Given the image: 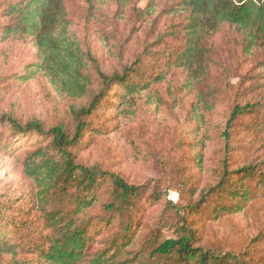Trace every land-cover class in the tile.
<instances>
[{"label": "rangeland", "instance_id": "1", "mask_svg": "<svg viewBox=\"0 0 264 264\" xmlns=\"http://www.w3.org/2000/svg\"><path fill=\"white\" fill-rule=\"evenodd\" d=\"M12 1L0 0V116L8 115L21 127L35 121L45 130L62 125L71 134L72 112L86 106L89 97L58 93L43 73L35 71L38 54L30 38L4 36L12 22L2 10ZM149 1L131 0L124 16L111 0L65 2L92 93L100 87L97 70L110 75L131 67L137 77L148 75L150 81L165 76L148 90L127 97L124 104H119L121 86H111L100 107L84 119L83 141L72 152L75 162L104 175L96 204L84 219L107 218L103 207L111 198L113 174L140 190L131 219H123L132 224L135 236L127 249L130 258L141 264H174L168 259L150 261L147 255L154 241L175 239V228L184 221L196 235L195 246L203 251L234 256L235 264H264V83L255 67L261 55L245 58L240 37L229 27L211 37L212 65L205 85L215 98H207L213 110L206 111L198 97L202 85L189 84L186 73L172 65L182 42L170 36L176 20L160 13L169 2L158 0L150 18L132 14V7L142 10ZM236 105L247 106L249 113L235 120L224 142L221 132ZM46 143L31 133L17 135L0 128V206L14 208L11 215L15 211L20 219H26L22 212L33 208L26 156ZM223 163L231 172V189L246 190L248 199L241 212L218 216V206L234 203L227 193L214 191ZM246 167L254 169L252 176L242 184L233 181L236 171ZM204 194L205 203L198 204ZM121 220L109 232L103 233L101 227L94 249L106 238L121 235ZM42 230L41 225L32 226L24 250L13 257L0 256V264H43L35 249L44 243Z\"/></svg>", "mask_w": 264, "mask_h": 264}, {"label": "trees", "instance_id": "2", "mask_svg": "<svg viewBox=\"0 0 264 264\" xmlns=\"http://www.w3.org/2000/svg\"><path fill=\"white\" fill-rule=\"evenodd\" d=\"M89 2L91 0H88ZM124 16L128 12L131 0H111ZM169 3L161 10L176 20L170 36L178 37L182 48L173 60V66L186 73L191 85H202L200 102L204 110H213V103L207 98L214 91L206 86L211 71L212 52L208 43L223 27L231 28L241 39V53L245 58L261 55L255 67L260 72L259 79L264 83V0H167ZM66 0H14L8 3L2 15L11 20L4 30V36H26L37 49L38 61L33 65L35 71L43 73L53 88L70 97H89L86 106L72 112L74 129L70 134L62 125L45 130L40 122H29L21 127L8 115L0 116V128L6 127L17 135L32 134L47 142L44 148L38 147L26 156L25 173L32 182L31 206L20 214L11 215L12 209L0 206V256H15L24 250L28 242V231L32 226L41 225L45 232L44 243L37 258L43 264H141L136 257H129L127 250L133 246L135 238L132 224H124L135 212L140 190L128 185L120 177L109 174L111 198L104 205L107 218L84 219L85 214L96 204V192L100 179L104 177L94 167H84L75 162L73 150L81 145L86 131L84 119L100 107L102 97L111 86H121L124 91L122 102L127 97L148 90L161 82L165 76L148 75L137 77L136 70L124 68L120 74L106 75L99 70L96 76L100 87L91 92L90 80L85 75L86 63L83 60L79 43L70 32V24L65 8ZM158 0H151L144 9L131 8L132 14L142 19L155 15ZM94 63V62H92ZM137 78L138 82H134ZM150 81V82H149ZM214 102V100H213ZM247 106H234L229 113L221 135L229 134L235 120L249 111ZM252 168L236 171L233 181L242 184L251 177ZM231 172L222 164V177L214 191L227 193L234 203L230 206H218L216 215L237 214L242 211L248 196L247 191L232 188L228 183ZM233 176V175H232ZM227 186L228 191L224 190ZM213 191V190H211ZM204 194L198 204L205 203ZM197 208L193 206V210ZM33 210V212H32ZM121 235L102 241V247L93 248L94 237L101 227L103 233L116 223ZM95 219H99L93 222ZM175 228V239L153 242L147 258L172 260L174 264H235L234 256H216L196 247V235L188 225ZM10 227L9 231L6 229ZM157 237V236H156ZM153 238V235H151Z\"/></svg>", "mask_w": 264, "mask_h": 264}]
</instances>
